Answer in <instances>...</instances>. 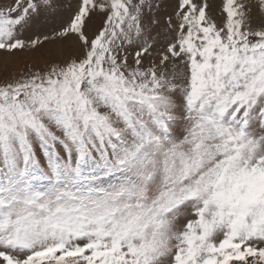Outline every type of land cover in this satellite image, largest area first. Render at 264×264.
<instances>
[{
  "label": "snow or ice",
  "instance_id": "6c2138e0",
  "mask_svg": "<svg viewBox=\"0 0 264 264\" xmlns=\"http://www.w3.org/2000/svg\"><path fill=\"white\" fill-rule=\"evenodd\" d=\"M220 12L0 0V264H264V0Z\"/></svg>",
  "mask_w": 264,
  "mask_h": 264
},
{
  "label": "rangeland",
  "instance_id": "374dc122",
  "mask_svg": "<svg viewBox=\"0 0 264 264\" xmlns=\"http://www.w3.org/2000/svg\"><path fill=\"white\" fill-rule=\"evenodd\" d=\"M222 2L223 0H211V3L213 5V13L217 16V18L219 19L220 17H222V12H220V8L222 7ZM92 30L91 26H90V31ZM25 62H34L33 60V57L31 56V54H25L23 57H21V60H20V64H23ZM36 152H37V157L38 159L40 160V163L42 166L45 165V160L39 150V148L36 149ZM3 171V168L2 166H0V172ZM3 178L0 177V180H2ZM47 183V181H44V180H38L36 181V184L37 186H42V185H45Z\"/></svg>",
  "mask_w": 264,
  "mask_h": 264
}]
</instances>
